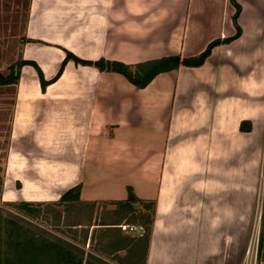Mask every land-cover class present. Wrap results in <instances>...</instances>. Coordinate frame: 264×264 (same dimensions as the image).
I'll list each match as a JSON object with an SVG mask.
<instances>
[{"label":"crops","instance_id":"crops-1","mask_svg":"<svg viewBox=\"0 0 264 264\" xmlns=\"http://www.w3.org/2000/svg\"><path fill=\"white\" fill-rule=\"evenodd\" d=\"M236 2L239 38L143 89L69 61L43 90L23 66L3 201L58 202L81 185L82 202L111 203L131 187L157 203L146 264H240L262 142L264 0ZM235 12L231 0H30L21 60L51 81L67 52L127 65L196 57L235 36Z\"/></svg>","mask_w":264,"mask_h":264},{"label":"trees","instance_id":"trees-1","mask_svg":"<svg viewBox=\"0 0 264 264\" xmlns=\"http://www.w3.org/2000/svg\"><path fill=\"white\" fill-rule=\"evenodd\" d=\"M236 12L233 22L237 29L235 36L224 41L215 40L210 43L205 51L196 57L185 58L181 55L164 57L158 60L138 63L135 65H127L117 61H107L101 59L96 62L84 61L79 59L70 52L66 53V58L62 64L56 77L51 81H46L39 67L29 61H20L12 66L9 75L5 76L0 73V86L16 85L19 80L20 70L25 65L33 66L40 79L41 87L44 90L46 86L55 82L63 73L64 67L69 61H73L76 65L95 67L101 72H113L123 76L129 83L137 89L147 87L158 75L162 73L179 70L182 67L198 68L204 65L211 55L213 49L223 43L229 44L233 40L239 38L242 34L241 28L238 26V17L241 13V6L236 0H231ZM248 127L243 123L241 130L244 132L251 131V124ZM82 186L77 185L65 192L58 202L52 204L31 203V202H8L6 206H11L21 213L16 216L13 213L5 211L0 207V228L6 232L7 236V252L2 256L0 254V264H107L101 256L87 254L83 249L73 245L68 241L67 237L51 236L45 230L33 225L31 218L40 216L42 207L49 208L48 213H53L57 224L63 218V213L57 211V207H64L65 211L71 206L90 207L91 211L99 203H86L80 200ZM128 197L124 201L104 203L114 207L109 211V217L113 223L100 224L105 227V236L109 240L110 248L115 249L114 253L121 250H130L131 263L138 261L139 251L133 252L136 247L143 248L142 264H146L150 239L153 232V226L157 214V203L155 201H145L139 199L131 187L127 188ZM7 213L9 216L7 217ZM11 218V219H9ZM126 222L129 225H135L142 228V233L137 240L128 239L122 235V231L118 228L121 223ZM88 235V234H87ZM85 236V240L88 236ZM264 246V237L261 241ZM136 248V249H137ZM133 253V254H132ZM123 260V259H120Z\"/></svg>","mask_w":264,"mask_h":264},{"label":"rangeland","instance_id":"rangeland-1","mask_svg":"<svg viewBox=\"0 0 264 264\" xmlns=\"http://www.w3.org/2000/svg\"><path fill=\"white\" fill-rule=\"evenodd\" d=\"M30 0H0V73L7 76L12 66L21 61V46L25 42V25L28 17ZM16 101L15 85L0 86V207L16 216L21 213L2 199L6 175V163L9 149L11 148V131ZM264 102V99H263ZM246 127L249 125L246 124ZM260 131L262 137L259 156H250L249 160L255 161L257 167L256 189L251 202L252 215L248 222L247 245L240 264H264V246L261 241L264 237V120L254 133ZM250 163V162H249ZM256 165V166H257ZM52 204L56 202H36ZM85 207V206H84ZM71 206L68 210L64 207H57V211L63 213V218L57 224L53 213L47 207H42L38 217L31 218L34 226L45 230L51 236L67 237L73 245L83 249L87 254L101 256L107 264H129L131 254L128 250H121L114 253L110 248L109 238L106 239L105 227L100 224L113 223L109 217V211L113 206L100 202L93 211L90 207ZM8 217L9 215L5 213ZM11 219V218H9ZM121 224H127L123 222ZM135 226V225H134ZM137 227V226H136ZM88 234V235H87ZM88 239L85 240V236ZM128 239L137 240L139 235L122 232ZM8 242L6 232L0 228V254L4 256L7 252ZM137 248V247H136ZM139 251L138 261L134 264H142L143 248ZM133 254V253H132ZM123 259V260H120Z\"/></svg>","mask_w":264,"mask_h":264},{"label":"built area","instance_id":"built-area-1","mask_svg":"<svg viewBox=\"0 0 264 264\" xmlns=\"http://www.w3.org/2000/svg\"><path fill=\"white\" fill-rule=\"evenodd\" d=\"M118 228L124 232V233H129V234H136V235H141L142 233V228H138L134 225H129V224H121L118 226ZM141 231L140 234H138V231Z\"/></svg>","mask_w":264,"mask_h":264},{"label":"water","instance_id":"water-1","mask_svg":"<svg viewBox=\"0 0 264 264\" xmlns=\"http://www.w3.org/2000/svg\"><path fill=\"white\" fill-rule=\"evenodd\" d=\"M140 233H141V231L139 230V231H138V234H140Z\"/></svg>","mask_w":264,"mask_h":264}]
</instances>
